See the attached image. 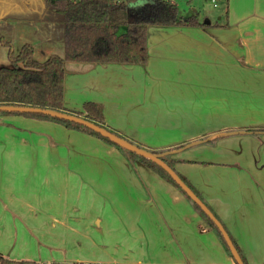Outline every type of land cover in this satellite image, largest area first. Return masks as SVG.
Instances as JSON below:
<instances>
[{
    "label": "crops",
    "instance_id": "obj_1",
    "mask_svg": "<svg viewBox=\"0 0 264 264\" xmlns=\"http://www.w3.org/2000/svg\"><path fill=\"white\" fill-rule=\"evenodd\" d=\"M220 3L206 27L151 28L146 67L68 64L66 108L94 102L121 138L172 152L244 261L264 264V0ZM0 35L15 52L33 45L36 60L64 55L62 17L42 0H0ZM11 66L0 43V68ZM19 235L25 255L16 254ZM0 258L236 264L184 194L142 161L22 115L0 116Z\"/></svg>",
    "mask_w": 264,
    "mask_h": 264
},
{
    "label": "trees",
    "instance_id": "obj_2",
    "mask_svg": "<svg viewBox=\"0 0 264 264\" xmlns=\"http://www.w3.org/2000/svg\"><path fill=\"white\" fill-rule=\"evenodd\" d=\"M42 1L47 7L55 10L62 17L64 55L54 54L47 60L40 62L35 59L33 45L25 44L19 52H15L13 44L6 37L0 35V43L9 49V59L12 63L11 67L0 68V106H25L68 113L85 118L111 132L113 131L107 127L103 110L98 104L87 102L81 111H70L66 108L67 65L87 64L103 66L115 64L146 67L150 60L149 31L151 28L206 27V24L201 22L198 12L189 16L181 15L178 6L169 0ZM139 2H145V5L141 8L132 9V6ZM122 28L125 30L120 32ZM5 115H22L32 119L52 121L66 128L96 136L115 146L131 161L139 159L184 194L196 211L217 233L225 249L234 259L223 235L213 221L157 163L125 150L85 126L70 121L52 118L43 114L0 112V116ZM150 152L162 154L166 151ZM163 161L176 172L175 164L180 162V160H174L169 155L164 157ZM177 175L213 212L191 184L178 173ZM214 215L220 221L215 213ZM231 240L238 250L243 263L247 264L239 247L232 238ZM0 262L1 264H7L2 258H0Z\"/></svg>",
    "mask_w": 264,
    "mask_h": 264
},
{
    "label": "water",
    "instance_id": "obj_3",
    "mask_svg": "<svg viewBox=\"0 0 264 264\" xmlns=\"http://www.w3.org/2000/svg\"><path fill=\"white\" fill-rule=\"evenodd\" d=\"M207 25L210 24L209 21L205 22ZM0 112H8V113H33V114H43L46 116H50L52 118H57L60 120H65V121H70L82 126H85L86 128L100 134L104 138L109 139L113 143L119 145L125 150L131 151L133 153H136L137 155L146 158L148 160H151L158 165H160L170 176L171 178L175 181L177 185L180 186V188L186 193V195L193 200L195 204H197L201 210L213 221V223L217 226L221 234L223 235L227 245L229 246L232 255L234 256V259L237 264H244L238 250L234 246L233 241L231 240L228 232L222 225V223L216 218L214 213L205 205V203L192 191L186 183L177 175V173L171 169V167L166 164L163 161V158L166 156H169L172 154V152H165L162 154H154L148 150L138 148L137 146L131 144L127 140L119 137L115 133L109 131L108 129L101 127L85 118L71 115L68 113H63L55 110H50V109H41V108H34V107H25V106H0ZM202 143V142H199ZM196 143V144H199Z\"/></svg>",
    "mask_w": 264,
    "mask_h": 264
},
{
    "label": "rangeland",
    "instance_id": "obj_4",
    "mask_svg": "<svg viewBox=\"0 0 264 264\" xmlns=\"http://www.w3.org/2000/svg\"><path fill=\"white\" fill-rule=\"evenodd\" d=\"M175 1V3L177 4L179 11L181 13V15L187 16L191 13H196L199 12L200 13V17H201V21L205 22L207 20H210L212 22H216L218 20V14L219 12H222L225 9V4L224 3H220L218 7H214L213 4H211V2L209 0H173ZM223 1V0H222ZM138 3L133 5L132 7H137ZM125 29L122 28L120 30V32H123ZM37 59L40 62H43L45 59V57H37ZM70 70V68H69ZM20 232H22L20 230ZM24 238L23 236L19 235V238L17 240V244H16V254L18 255H25L29 252V247L24 243ZM118 252L120 254H125L127 255V249H123L121 247L118 248ZM22 263H27V262H22ZM35 264V263H33ZM60 264V263H58ZM77 264V263H76Z\"/></svg>",
    "mask_w": 264,
    "mask_h": 264
},
{
    "label": "built area",
    "instance_id": "obj_5",
    "mask_svg": "<svg viewBox=\"0 0 264 264\" xmlns=\"http://www.w3.org/2000/svg\"><path fill=\"white\" fill-rule=\"evenodd\" d=\"M210 2H211V4H213L214 5V7H218V5H219V2L220 1H222V0H209Z\"/></svg>",
    "mask_w": 264,
    "mask_h": 264
}]
</instances>
